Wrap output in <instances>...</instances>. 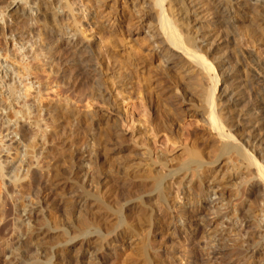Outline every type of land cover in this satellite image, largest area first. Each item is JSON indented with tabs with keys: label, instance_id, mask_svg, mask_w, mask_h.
Instances as JSON below:
<instances>
[{
	"label": "bare ground",
	"instance_id": "obj_1",
	"mask_svg": "<svg viewBox=\"0 0 264 264\" xmlns=\"http://www.w3.org/2000/svg\"><path fill=\"white\" fill-rule=\"evenodd\" d=\"M10 1L11 4H6V8L8 7L14 11L22 9V15L28 17L25 30L18 34L21 36L25 35V37L28 38L27 43L32 40L34 43L32 45L36 46V44L39 43L37 44V49H33V51L37 50L39 53H36L34 56L28 53L32 57L28 55L24 61H22L20 56V59H17L11 54L5 55V53L1 55L0 53V58L2 59L0 60V128L3 127L2 123H4V121L2 122L4 119L1 115V110H7L5 107L8 105V103H5L6 97H4L3 93H6V96L7 93H9V95L14 98V102L12 103V105L14 104V108L11 107L14 110L12 109V111L10 109V111H12L11 117L9 116L10 112L7 111L11 119L15 118L16 121L18 119L19 121L23 119V122H27L28 120L31 121V112H33L31 110L32 107L33 110L37 108L38 112H40L41 108L45 107L47 110L45 113L51 118V122H57L59 119L62 120V118H65L67 115L69 133L71 130L70 127L75 131L76 128H80V124L82 123L84 126L81 125V127L84 128L80 129H84L85 131L83 130V132L78 133L79 131L76 129V135L72 134L76 136V138L78 135V139L74 140H78L80 143L77 141L78 147L68 153L66 151L68 148L66 150L64 148L67 141H64L60 137L61 139L57 142H59V145L60 142L62 144L60 146H57V144L55 145L56 148L54 146H52V148L56 150L59 149L61 155L58 153L59 155H56L58 158L54 156L55 159L50 158L48 161L46 158L51 155L45 154L46 149L44 150L42 146H44L46 140L54 135L47 134V125H40L37 118H35L36 120L32 119L30 122L28 138L29 135L32 134V129H35V131H33V135H30L32 137H30L31 139L27 144L23 145L24 148L21 151L22 156L16 159L18 162L17 169L19 168V170L15 172V175H13L14 177L9 181L10 187L12 188L11 193L9 192V196L12 201L15 216L12 220L13 226H11L13 229L11 228V233L8 236L4 234L7 232L3 231V234L0 233V264H14L17 259L18 261L21 259L20 261L23 264H111L114 262L115 258L109 261V259L113 257V251L104 249L101 252L100 250H96L98 248L94 249V247L92 249L90 247L91 236H95L96 239L101 236L104 238V236L97 226L100 219L98 220V217L96 218V214L94 216L93 212V210L100 209V205H97L99 199L97 198L98 196L96 197V194H94L95 192L93 193L94 190L91 191L88 188L94 183L93 181H96V184L100 186L108 184V179L106 180L108 177H106L107 175L104 177L101 170L99 173H94L98 170L97 167L103 160V150L105 151L104 147H107V145L105 146V142H107L105 138L110 139L112 137L111 139L113 141L118 140L116 139L117 136L119 140L129 138L133 136L137 130L140 133L143 127H146V130L148 129V143L151 145L149 150H145V157H147L148 160H152V162L148 161L147 167L150 172L157 168L160 170V174L156 173L154 174L155 176L152 175L151 181H153L152 185L155 187L152 185L151 187H154V190L151 191L152 194H150V192L146 196L144 195V197L140 195L137 200H135L134 197H132L134 200L128 199L129 201H126L127 203L125 202L124 206L121 205L122 209L118 215L116 211L114 214H110L119 217L120 223L123 224V231L121 230L122 234L126 232L125 235L128 236L125 237V240L132 236H136L139 239L141 242L139 251L142 253L141 256L144 263H153L158 251L167 243L162 239L168 241L167 238L171 237L172 239L169 241L173 249V246H175L174 244L177 245L180 242V239L177 238L180 237L178 234L181 233L186 237L192 234V237L199 235V239L205 237V241L202 239L203 245L200 247V252L189 258L187 264H264V74H260V72L257 74L254 73L251 79L249 78L252 86H250V89H253L250 90L244 77L240 78V76L236 74L237 72H235L237 60L235 67L232 66L233 68L231 67L221 72L225 80L223 79V85L220 89L217 90L216 87L221 75V73L217 72V69L220 65L228 63L230 59L228 56L229 52L226 48L229 47L227 44L229 45L233 40L229 37V30L234 24V12L241 16L242 21H249L252 24H257L261 30L262 36H264V0H139L140 3H142H139V6L136 4V2L139 1L129 0L131 2V9L139 14L141 23L144 22L143 25L148 30L147 39L149 45L152 46V48L153 46L155 47L153 56L160 57L164 64H167L164 65V67L166 66V73H168L166 75L169 76L171 74V77H173L172 79L166 78L164 81L162 80L164 87L161 89L164 91L163 95L166 94L165 98L168 100V106L175 111V114L179 115L176 116L178 118L173 115V111H171L173 116H169V114L167 115L165 112L160 115V108L159 111L157 109L159 104H156L158 102L154 101V103L156 102L155 105L151 104V102L153 103V101H151L152 96L147 93L145 96V93H143L142 89L139 87L135 89L136 91H134L133 94L127 95L124 101L117 102L119 94L123 95L125 91L127 93V87L124 85L126 81L120 79L122 76L114 69L116 64L114 65V62L111 61L110 63L107 60L109 59L106 58L107 51L105 52L103 50L104 54H101L102 51L99 48L101 42H104V47H107L104 49L109 51L110 49H116L121 43V40L118 38L119 36H117L118 33L114 31V27L121 22L124 14L121 15L117 8H111V10L107 12L108 21L110 22L112 20V22L107 25H105L104 21L99 22V18L96 16L97 13H94V15L92 13L90 18L96 20L97 25L95 26L99 33V38L96 41L88 40L89 43H86L89 50L94 53L92 57L87 55L79 57L77 55L78 58L75 56L76 54H71V51L74 50H71V48L78 45V35L82 36L83 39L87 38L85 34L87 28L84 27L85 25L83 24L84 22L82 23V19H78L81 15L79 17L77 13H79V11L83 13L91 12V7L94 6L91 4L92 1L89 3V6L85 2L81 4L80 1L77 0ZM96 1L99 3L101 0ZM98 5L100 4H96V6ZM209 5L210 7L208 8L207 6ZM247 9H254L257 11V14L255 12L253 16L254 18L252 17L254 20H249V17L247 18ZM5 15V11L0 8L1 31L5 29L4 24L6 28L8 26ZM119 26L121 27L120 23ZM7 30L8 29L5 31ZM9 34L11 35L12 32H9ZM43 34L51 38V40L44 45L40 43V40L44 39L42 37ZM20 35L18 37H20ZM13 37V46L16 43L20 44V41H16L17 37L14 35ZM66 37L67 39H65ZM62 42L66 43L67 47L72 46L70 49L68 48L71 50L69 51L71 56L69 55L66 57L63 64L73 72L72 77L76 82H74V84L82 83L85 79H90L92 81L91 91L86 94L84 93V96L82 98L80 97L81 101H77L82 102L85 108L84 110L102 109L105 106L107 111L109 110V112L113 113L116 118L114 121L111 120V124H109L110 116L107 115L109 117H106L105 115L106 119L104 123H107V126L109 124V126L104 132V138L101 136L102 131H99L100 127H98L102 119H98L94 122L92 121L93 118L89 120L90 115L88 113L89 116H87L86 113L83 114V112L79 114L78 111L76 114L79 115H75L76 117L73 118L74 115L71 111L73 108L70 109V106H68L69 103L67 104L66 101H61L62 98L59 97L60 94L57 93L52 85H48V83L41 86L38 85L39 83L37 84L38 86L34 85L35 81L33 82L31 77L33 73L35 74V67L39 66V60L43 58L42 66H47L46 68L49 69V71L44 69L45 72H52L53 67L55 68L54 65L58 62L53 57L54 48L61 45ZM81 47L78 49H81ZM21 48H24V46ZM76 49L77 48H75V50ZM222 49L225 50L222 51ZM17 51H21V49ZM128 53L130 54V52ZM209 54H214V58H210ZM132 55L133 54H131V56ZM24 56L23 54V57ZM131 56L129 55V57ZM107 57H109V53ZM129 57H126L128 61L127 64L136 68H134V72H137V69L141 72L140 69L143 67L142 64L145 62L146 58L138 57V54H135V56L133 55L131 58ZM61 61L59 63H61ZM63 69L64 68H62V70ZM169 71L172 72L170 73ZM164 73L165 72H163V74ZM131 74H133V72ZM159 83L156 82L154 87ZM115 85L116 87H121L122 93H115L113 89ZM253 87H255V90ZM3 90L7 92H3ZM95 93L96 95L98 94V96L99 94L106 96L104 100L108 101V105L101 103L100 100H98L99 98H96ZM193 97L199 99L200 108L192 102ZM152 98V100H154V97ZM197 98H195L194 101ZM51 107H53V109ZM63 114H65V116H63ZM193 118H195L194 121H192ZM154 120L156 121L152 125V121L154 122ZM9 121L12 120H8L7 128ZM17 125L20 128L21 123L18 122ZM65 125L67 126L66 123ZM200 125L204 126L207 133L198 136L195 131ZM96 127L98 128V132ZM4 129L5 132L9 133L10 129L9 131H7L8 129L6 130V128ZM91 129H93V131L95 129L94 135H97V137L99 136V138L96 137L98 141H95L93 147L83 148L84 144H87V141L90 140L88 135L90 134L91 136V132H93L90 131ZM63 131L65 130L59 132L65 137L64 133L66 131L64 133ZM11 132H13V130ZM2 134L0 129V152H2L4 148H8L12 143V139L14 140L13 136L9 137L10 135H7L10 142L9 144L6 143L5 146V143H3L5 138ZM184 134L188 135L186 138L188 142L186 143L182 141ZM69 135L66 138L67 140H69ZM71 138L73 139V137H70V139ZM96 138L95 140H97ZM54 139L51 138V140ZM18 142L19 141L15 143L16 145L14 147L19 145ZM12 144L14 145V143ZM106 144H108V142ZM206 148H210L209 152L207 149V153L204 151ZM172 151H178L185 157V159L183 158V160L180 161V166H178L180 168L176 167V169L168 166L169 163L172 162V159H168L167 157L169 152ZM16 152H18L17 149ZM16 152L11 153L8 149L5 153L6 157L2 160L0 159V190L2 180L5 176L3 163H6L9 158H13ZM55 153L56 152H54V154ZM47 155L48 157H46ZM211 155L213 156L212 159ZM84 160L87 162L85 165H83ZM59 162H61V166L65 167L64 170L66 172L63 173L65 174L64 180L72 179L74 181V178L76 179L77 177V180L74 181L75 185L73 184L76 189L67 194L61 193L63 190L67 189V186L64 185L65 182L62 180V171L56 170L55 168ZM226 164L231 165L232 170L238 171V169L241 168L242 174L249 176L248 182L246 183L247 185H245L246 192L253 197L254 201L253 206H250L252 205L250 203L247 204L246 207L243 205V208H245L243 214L246 213V215L242 216L237 213L236 216L234 215V219L225 218L227 215L229 216V211L224 206V203H221L219 200V194L217 195V192H215V187H217V185H215L216 175L219 176L220 180H223L227 170H230L228 169V165L226 166L227 168L225 167L224 169ZM140 166L138 168L139 170ZM158 170L156 171L158 172ZM134 172L135 171H133L132 174H134ZM139 173L135 174L138 175ZM141 175L139 176L140 178L144 177L143 175L141 177ZM159 175H161V177ZM149 176L151 177V175ZM149 176L146 175L145 177ZM127 178L128 177L125 179ZM112 181L113 180H111V182ZM111 182L109 184H111ZM123 182L125 184V180H123ZM143 182L141 181V183ZM126 183V186L131 188V180ZM146 183L147 182H145V184ZM99 188L98 186L96 193ZM106 191L107 190H105V192ZM132 191L130 190V192ZM0 195H2L1 191ZM152 199L156 201V203L153 206H149L147 202ZM181 200L183 201L182 204L180 203ZM99 202H101L100 204L103 203L101 200H99ZM3 207L4 202L2 196H0V221L3 220L4 216ZM43 209H50V211L61 210L66 214V218L63 220L64 223L61 225L62 227L59 225L62 235H64V233L67 234L70 229L77 228L81 230L80 232L76 229L78 233L83 236L80 242V247H83L74 255H61V252L56 255L55 252H50V255H45L43 253L37 255V257L32 256L30 257L32 259L28 260H25V258L21 256L20 249H25L39 239L54 234L53 230L58 229L56 223V227L55 225L50 226L49 224L44 227L34 226L32 216L39 215V213L43 212ZM203 211L206 212L204 216H201ZM76 212L80 214L77 213L74 215ZM235 213L236 210L234 209L233 214ZM199 215L201 217H199ZM108 216L109 215H106V217ZM133 219H136V221H133ZM250 220L252 224L247 228L246 221ZM174 221L179 222L178 227L174 225ZM76 223H79L80 226L79 224L76 226ZM81 225H83V227L87 226L89 230L83 231L84 228ZM218 228L221 231L216 233V229ZM233 231H235V233L232 236L231 232ZM80 236L81 235H79V237ZM228 240L230 242H235L233 245L238 244L237 247H239V250L236 252L237 254L230 253L226 250L229 245V242L227 243ZM153 242H157L158 246H152L151 243ZM7 253L10 255L13 254L14 257H6ZM168 255L171 254L169 253ZM20 256L23 259L20 258ZM153 264H155V262Z\"/></svg>",
	"mask_w": 264,
	"mask_h": 264
},
{
	"label": "rangeland",
	"instance_id": "obj_2",
	"mask_svg": "<svg viewBox=\"0 0 264 264\" xmlns=\"http://www.w3.org/2000/svg\"><path fill=\"white\" fill-rule=\"evenodd\" d=\"M77 1H80L81 4H84V2H85L88 6H89V3H91V1H92L91 4L94 5L93 7H91V10H90L91 12H89V13L87 12L89 15L87 13H83V12H80V11H79V13H77V16L80 17V15H81V17L78 18V19H82L81 21H82V23L84 22L83 23L85 25L84 27L87 28V30L85 32V34L87 35V38L83 39L82 36L78 35V45H76V47H74V48L72 46H71L72 48L71 47H67L66 43H64V42H62L61 45H59L58 47H55L54 48V50H55L54 52L55 53L53 52V57L58 62H56V64L54 65L55 68L53 67V71L52 72H47V71H49V69L46 68L47 66H42L43 65V63H42L43 62V58H41V60H39V62H38L39 66L35 67V69H34L35 70L34 71L35 74L33 73L32 77H31L33 82L35 81L34 85L36 86L38 83H39L38 84L39 86L47 84V83H48V85L49 84L52 85L56 89L57 93L60 94L59 97L62 98V99L60 98L61 101L62 102L66 101L67 104L69 103V105H68V106H70L69 108L70 109L73 108V110H71L73 112V115H74L73 118L78 116L79 114H81L83 112V114L86 113L87 116L90 115L89 120H92V118H93L92 121H94V122L96 120H98V119H102L101 123L98 125V127H100L99 131H102V133L101 132L100 133H101L102 138H104L105 137V133L104 132L107 130L109 124H111V120L114 121L116 118L114 117L113 113L109 112V110L107 111V108L105 106L102 109H94V110L86 109L88 111L84 110L85 109L84 105L82 104V102H80L81 101L80 99L84 96V93L86 94L89 91H91V89H92L91 88L92 81L90 79H88V80L85 79V81L83 80L84 82H82V80H81L82 83L74 84L75 81L73 80V77H72V73L73 72L69 68H67V66H65L63 63L65 62L64 59H66V57H68L69 55L71 56V54L72 55L76 54L75 55L76 57H78V56L81 57L82 55H84V56L87 55V56L92 57V55L94 53H93V51L89 50V48L87 47L86 43H89V41H91V40L96 41L99 38L98 37L99 33L97 32L96 26H95V25H97L96 20H92L90 18L92 16V13H93V15H94V13L95 14L97 13L96 16L99 18V22H101V21L103 22L104 21L105 25H107V24L112 22V20L110 22L108 21L107 12L109 10H111V8H117V10H119L118 12L121 15L124 14L123 15L124 17L122 16L123 19L121 20V22H119L121 27L119 26V23L117 24V26L114 27V31L116 33H118L117 36H119L118 38H119V40H121L120 41L121 43L119 44V46L116 49H110V51L104 49V48H107L106 46L104 47V45H105V44H103L104 42L103 43L101 42L100 45H99V48L102 51L101 54H104L103 52L107 51L106 53H107V56H108V53H109V57L106 56V58H109L110 60L109 59H107V60L110 63H111V61L114 62V65L116 64V66H114V69H116V71H118L119 75H121L123 77L122 78L120 76L121 77L120 79H122L123 81H126V82H124V85L127 88L125 86L124 87L126 88L127 93L125 91L124 92L125 94H123V95L119 94L118 97H117L118 98L117 102L119 103L121 101H124V99L127 97V95L133 94L134 91H136L135 89H138V87H139V88L142 89V92L145 93V96H146V93H147V94H150V96L154 97V100H152L153 98L151 97V101H153V103L151 102V104L155 105V103L158 102L156 104L157 105L159 104V107H157V109L159 111V108H160V111H161V113L159 112L160 115L164 114V112H165L167 115L169 114V116H171L172 115L171 111H173V113L175 111L172 110L170 106H168L169 105V104H167L168 100H167V98H165L166 94L163 95L164 91L161 88L164 87V84H162V80L164 81L166 78H168V79L171 78L172 79L173 77H171V74L169 76L166 75L168 73H166V66L164 67V65H167V64L166 63L164 64V62L161 60L160 57H154L153 56V54H154L153 51H154L155 47L153 46V48H152V46L149 45V41L147 39L148 30H147V28L144 27V25H143L144 22L141 23V20L139 18V14H137V12H135V10L131 9V7H130L131 6V4H130L131 2L129 0H125V1L124 0H103V1L101 0V1H99V3L96 0H77ZM136 1H139V0H136ZM139 3H140V1L136 2V4H138L137 6L142 4V3H140V4ZM6 4L10 5L11 1L10 0H0V8H1V10L3 9V11H5V14H6L5 15V17H6L5 20L7 21V24H8L7 28H6L5 24H4V28L5 29L3 28L4 29V30L2 29L3 31L0 30V53H1V55H4L5 53H6L5 55L11 54V55L15 56L17 59L21 58L22 61H24L25 58H27V56L29 54H32V56H34V55H36V53H39V51L37 52V50L33 51V49H35V48L37 49V44H39V43H37L36 46L32 45V44H34L32 42L33 40L32 41H28V43H27V39L28 38L25 37V35L21 36L20 34H18V33H21V32H23L25 30V28L27 26L26 24L28 22V20H27L28 17L26 15H22V11H21L22 9L21 10L18 9L17 11H14L13 9H9L8 7L6 8V6H7ZM96 4H100V5L96 6ZM4 6H5V8H4ZM207 7L209 8L210 5L207 6ZM251 10L252 9H247V11H246L247 13L246 12L245 13H246L247 18L249 17L248 18L249 20H254L253 16L255 15V12L257 14V11H255L254 9L252 11ZM23 11H24V9H23ZM11 12H12V14H11ZM234 14H235V18L233 19L234 20V24L230 27V30H229L230 31L229 32V37L231 39H233V40H232V42L229 43V45L227 44V46H229V47L226 48L228 50V52H229L228 56L230 57V59L228 60V63L220 65L218 67V69H217L218 70L217 72L221 73V72H223V70H228L232 66L235 67L236 61L238 60L237 64H236V68H235L236 71L235 72H237L236 74L239 75L240 78L244 77L245 82L248 83L249 89H250L252 87L251 83H250V79L254 75V73L257 74V73L260 72V74H264V36H262L261 30H260L259 26H257V24H254V23L252 24L248 20H247L248 22H244V21L241 20V16L239 14H237L236 12H234ZM11 27H12V30H11ZM118 27H119V29H118ZM6 29H8L9 32H12V34L10 35L8 30L5 31ZM13 35L15 37H17L16 41H20V44L16 43L13 46V44H12V39H14ZM19 35H20V37H18ZM42 37L44 39H42ZM42 37H41L42 40H40L41 41L40 43L43 44V45L47 44V42H49V40H51V38L46 36L45 34H43ZM120 38H122V39H120ZM65 39H67V37ZM82 44H83V46H82ZM22 46H24V48H21ZM80 47H81V49H78ZM57 48H58V50H57ZM62 48H64V49H62ZM68 48L69 49L71 48V50H73V49L74 50L71 51ZM75 48H77V49L75 50ZM139 48H141V49H139ZM19 49H21V51H17ZM27 50H28V52H27ZM224 50L225 49H222V51H224ZM69 51H71V54H69L70 53ZM22 52L25 55L24 57H23ZM128 52H130V54ZM106 53H105V55H106ZM79 54H81V55H79ZM128 54L130 56H131V54H133L134 56H135V54H138V57H143L144 59L145 58L147 59V60L145 59L146 64H145V62L142 64L143 67H141V69H140L141 72L139 71V69H137V72H134L135 71L134 70L135 67H132L130 64H127V62H128L127 58L129 57ZM19 56H20V58H19ZM29 56H31V55H29ZM31 57H29V58H31ZM131 57H129V58H131ZM209 57L213 59L214 58V54H209ZM39 58H40V56H39ZM0 60H2V59L0 58ZM60 61H61V63H59ZM148 61H150V62H148ZM128 65H130V66H128ZM155 65H156V67H155ZM57 66H59V67H57ZM144 66H147L148 68L144 67ZM60 67H61V69H60ZM116 67H118V68H116ZM62 68H64V69L62 70ZM44 69L47 70V71L45 72ZM152 69H153V71H152ZM132 72H133V74H131ZM163 72H165V73L163 74ZM47 73H49V74H47ZM130 75L131 76L133 75V76L131 77ZM159 78H161V79H159ZM219 78H220V80L218 81V84L216 86L217 90L221 88V86L223 85L222 82L225 80L224 76L222 75V73H221ZM158 80L161 83H159ZM156 82L159 83V84H156V86L154 87ZM141 83H142V85H141ZM154 88H155V90H154ZM253 88L255 90V87H253ZM113 89H114L115 93L121 92V87L120 88L116 87V85L114 86ZM250 90H253V89H250ZM3 92H7V91L3 90ZM149 92H151V93H149ZM249 92H252V91H249ZM3 95H4V97H6V102L5 103H8V105L5 107L7 110L2 109L4 112L1 110V115L3 116V119H4V120H2V122L4 121V123L1 122L3 124L2 125L3 127L0 128L2 133H3L2 135H4V138H5L3 143H5V146H6V143L9 144L10 141L8 140L9 139L8 136L10 135L9 137L13 136V138H14V140L12 139V143H14V145L11 143L10 146H8V148H4V150L2 152H0V159L2 160L3 158L6 157L5 153L7 152L8 149L11 151V153H15L16 149L18 151V152H16V155L13 156V158H11V159L9 158V159H7L8 161L6 163L5 162L3 163L4 164V175L5 176H4V179L2 180V185H1V190H0L2 195H0V196H2V199H3V202H4V207H3L4 208V213H3L4 216H3V220L0 221V224L2 223L0 225V233L3 234V231L7 232V233H4V234L6 236H8L11 233L10 231L13 229L12 220H13V218L15 216V213H14V210H13V206H12V201H11V198L9 196L10 195L9 192L11 193V191H12V188L10 187L9 181H10L11 178L14 177L13 175H15V172L19 170V168L17 169V167H18L17 163L18 162H17L16 159L18 157L22 156L21 151L24 148L23 145L27 144V142L31 139L30 137H32L30 135H33V131H35V129L34 130L32 129V134H30L29 138H28V132L30 131V128H29L30 126L29 125H30V122L32 121V119L37 118V120H38L40 125H43V126L47 125L46 133L54 135L53 137H51L52 139L55 138L54 140H51V138H49V139L47 138L48 140H46V143L44 144V146H42V147H44V150L46 149L45 150L46 151L45 154H48L49 156L51 155L50 157H48V155L46 156V157L49 158V159L46 158V160H48V161L50 160V158L51 159H55V157L58 158L57 156L59 154L61 155V153L59 152V149L58 150L55 149L56 148L55 145H57L59 143L57 141H59L61 138L64 141L65 140L67 141L65 143V146L63 145L65 150L68 148L66 150L67 153L78 147L77 144L80 143V141L74 140V139H78V135H77V138H76V136H73V135L74 134L76 135L75 131H77V130L79 131L78 133L83 132L84 129L81 130L80 128H84V127H81V125L84 126V124L83 123L80 124V128L79 129L76 128L77 130L75 129V131H74V129L72 130V128L70 127V129L74 133L71 130H70V133H69V124L67 123L68 122L67 121V119H68L67 115L65 116V114H63V116H65V118H62V120L59 119L58 120L59 122L58 121L57 122H51L52 121L51 118L48 116V114L45 113L47 111L45 109V107L41 108L40 112L37 111V108L35 110H33V107H32L31 110L34 113L31 112V121L28 120L27 122H23V119H21V121H19V119L16 121L15 118H12V119L10 118L11 117V112L14 110L13 109L14 108L13 107L14 104L12 105V103L14 102V98L12 96H10L9 93H7V96H6V93H3ZM95 95H96V93H95ZM105 97L106 96H102V94H99V96H98V94L96 95V98L97 99L99 98L98 100H100L101 103H103L104 105L105 104L108 105V101L104 100ZM195 98H197V97H195ZM195 98L193 97V99H192L193 101L192 102L196 106H199L198 108H200V104H199V101H198L199 99L197 98L194 101ZM7 100H8V102H7ZM77 100H80V101L78 102ZM9 101L11 102V104H10ZM154 101H156V102L154 103ZM159 102H161V103H159ZM163 103L164 104L166 103V104L164 105ZM8 106H9V108H8ZM11 107H13V108H11ZM51 108L53 109V107H51ZM95 108H97V107H95ZM10 109L11 110L13 109V110L10 111ZM7 111L10 112V113L8 112L10 114L9 115L10 117L8 116ZM77 111L79 112V114H76V113H78ZM90 111L92 112L93 115L91 114ZM40 113H41V115H40ZM105 115H106V117L110 116V118H111V119L109 118L110 123L108 124V126L106 125L107 123L106 124L104 123L105 122L104 120L106 119ZM107 115H109V116H107ZM173 115L175 117L179 116L178 114H175V113ZM8 118L10 120H12V121H9V125H8V128H7V122L9 120ZM176 118H178V117H176ZM63 120H64V122H63ZM194 120H195V118L192 119V121H194ZM155 121L156 120H154V122L152 121V125H153V123H155ZM14 122L15 123L17 122V123L15 124ZM18 122L21 123L20 128L17 125ZM22 123H23V125H22ZM53 123H55V124H53ZM56 123H59V124H56ZM65 123L67 124V126L65 125ZM193 124H195V123H193ZM16 126H17V128H16ZM63 126H64V129H63ZM4 128H6V130L8 129L7 131H9V129H10V131H9L10 134L8 132H5ZM58 128H59V130H58ZM61 128H62V130L66 131V132L63 131V133L65 132L64 133L65 137L63 136V134H60L62 132ZM52 129H54L55 131L52 130ZM141 129L143 131L141 130V132L139 133L138 130H137V132L133 136H131L132 138L129 137V138H123V139L119 140V138H117L118 137L117 136L116 139H118L117 140L118 142L115 141V140L113 141L111 139L112 137L110 139L105 138L106 139L105 141L108 142V144H106L107 142H105V146L107 145L108 148L104 147L105 151L103 150V155H104L103 156V160L100 162V165L97 167V169L99 171L98 170L97 171L94 170V171H96L94 173H99L100 170H101L104 177L107 175L106 177H108V178H106V180L108 179L107 180L108 184L100 186L99 184H96V181H93L95 184L92 183V185H90L89 188H88L91 191L94 190L93 193L95 192L94 194H96V197L98 196L97 198L104 203V204L103 203L100 204L101 202H99V200H98V202H97L98 204L97 205H100V209L99 210H95L96 212L93 210L94 216L96 214L95 217L96 218L98 217L97 218L98 220L100 219L99 223H97V226L99 227L100 231L103 233L104 238L101 236V237L96 239L95 236L94 237L91 236V238H90V245L91 246L90 247L92 249L94 247H95L94 249L98 248L96 250H100L101 252L104 249H109V251H113V257L111 259H109V261L110 260L112 261L114 258H115V260L111 264H145L144 260H143V258L141 256L142 253H140V251H139V249L141 247V242L139 241V239L136 236H132V237L128 238L127 240H125L126 239L125 237H128V236L125 235L126 232L122 234V231H123V227L122 226H123V224L120 223L119 217H116V215L113 216L112 214H110V213L114 214V212L116 211V214L118 215V213H120V211L122 209V206L125 205V202L129 201L128 199L134 200V198H135V200H137V199H139L140 195H141V197H142V195L144 197V195L146 196L151 191H153L155 186L152 185V183H153V181H151L152 180V175L155 176L154 174H156V173L160 174V170H158V168L156 169V170H158V172L156 170H153V171L151 170V172H150L148 167H147V163H149L148 161L152 162L151 159L148 160V158L145 157V150L147 151V150H149V148H151V145L148 143L149 142V138H148L149 132H147L148 129L146 130V127H143ZM12 130H13V132H11ZM59 131H61V132H59ZM90 131H93V129H91ZM94 131H95V129H94ZM94 131L91 132V136H90V134L88 135L90 140L87 141V144L86 143L84 144L83 148L93 147L95 145L94 144L95 141L96 142L98 141L97 138H99V136L98 137H97V135L95 136L94 135V133H95ZM97 132H98V128H97ZM195 133H196V135L200 136L201 134H206L207 131L205 130L204 126L200 125V127L196 129ZM173 134H174V132H173ZM68 135H69V138H68L69 140L66 139L68 137ZM70 137H73V139L72 138L70 139ZM187 137H188V135L184 134V136L182 137L183 143L188 142L186 140ZM95 138L97 140H95ZM17 141H19L18 142L19 145L14 147L16 145L15 143ZM74 141H76V142H74ZM77 141H78V143H77ZM61 144L62 143L60 142V145ZM71 144L74 145V146H72ZM60 145L58 144L57 146H60ZM52 146H54L55 148H52ZM69 146L71 147V149H70ZM0 148H1V145H0ZM39 149H41V148H39ZM207 149H208V152L210 151V148H206V150H204L206 153H207ZM54 152H56V153L54 154ZM206 153H205V155L207 156ZM52 154H54V155H52ZM167 158L168 159H172V162L169 163L168 166L173 167V168H176V167L180 166V161H182L183 158L185 159L184 155L182 156L180 154V152H178V151L169 152ZM212 158H213V156L211 155V159ZM24 159H25V155H24ZM85 164H87L86 160L83 161V165H85ZM61 165H62L61 162H59V164H57V166H55V168H56V170L58 169V170L62 171V173H61L62 174V180H63V182H65L64 185L67 186V189L63 190V192H61V193L62 194H67L68 192L73 191V190L76 189V187L73 186V184L75 183L74 181L77 180V177H76V179L74 178V181L72 179L71 180L70 179L64 180V175L65 174H63V173H65L66 171L64 170L65 167H63ZM227 165L228 164H226L224 166V169H225V167ZM59 166H60V169H59ZM139 166H140V170L138 169ZM143 167H146V168H143ZM178 168H180V167H178ZM228 169H230V170H227V172L225 173V178H224L225 180L224 179L220 180L219 176L216 175L217 176V177L215 176L216 177V179H215V183L216 184L215 183L214 184L217 185V187H215V192H217V195L219 194V200L221 201V203H224V206L229 211V216L227 215L225 218L226 219H228V218L234 219L237 213L241 214L242 216L246 215V213L243 214L244 211H245V208H243V207L244 206L246 207L247 204H249V203L252 204L250 206H253L254 201H253V197H251V195L247 194L248 192H246V186L245 185H247L246 183L248 182L249 176H245L246 174H242L241 168L238 169V171L237 170H232L231 169V165H228ZM133 171H135L134 174H132ZM138 171L144 177H142V175ZM163 171H165V170H163ZM135 173H139V174L137 175ZM130 174H131V176H130ZM127 175H129V176H127ZM140 175H141L142 178L139 177ZM146 175H148V176L151 175V177L150 176L149 177H145ZM159 176L161 177V175H159ZM109 177H111V178H109ZM126 177H128V178L125 179ZM111 180H113L112 181L113 183L111 182ZM123 180H125V184H124ZM130 180L132 182V186H131V188H128L126 186L127 185L126 182H128V181L130 182ZM141 181L142 182L144 181V182L141 183ZM110 182H111V184H109ZM145 182H147V183L145 184ZM123 184H124V186H123ZM151 185L154 186V187H151ZM3 186L7 187V188H4ZM70 186H71V189H70ZM98 186L101 189L99 188L98 192L96 193ZM2 189H3V191H2ZM127 189H130L131 191L132 190L133 191L130 192V190H127ZM105 190H107V191L105 192ZM124 190H125V192H124ZM150 194H152V192ZM217 195H216V197H217ZM132 197H134V198H132ZM147 203H148L149 206H153L156 203V201H154L152 199V200H148ZM180 203L182 204L183 201L181 200ZM101 205H104V206H101ZM234 209L236 210L235 214H233V210ZM205 212L206 211H203L201 216H204ZM77 213L78 212H76L74 215H76ZM78 214H80V213H78ZM105 214L109 215V216L106 217ZM39 215L32 216L34 226H36V227H38V226L44 227L45 225L47 226V224H49L50 226H53L56 223V225L58 226L57 227L58 229H54L53 230L54 234L48 235V236H46L44 238H41L38 241L34 242L29 247H26L27 249L26 248L25 249L24 248L20 249V254H21V256L23 258H25V260L32 259L30 257H32V256L37 257V255L43 254V253L45 255H47V254L50 255L51 254L50 252H55L56 255L60 254V252H61V255L65 254V255L71 256V255H74L79 249H81L83 247V246L80 247V242H81V239H82L83 236H82V234L78 233V231L81 232V230H78L77 228H74L72 230L71 229L68 230L67 234L66 233H64V235L61 234L62 233L60 231L61 228H59V227L62 225V223H64L63 220L66 218V214H64V212H62L61 210H59V211L51 210L50 211V209L49 210L48 209H43V212L39 213ZM104 215H105V217H104ZM230 215H232V216H230ZM112 216H113V219H112ZM201 216L199 215V217H201ZM54 219H56V220H54ZM134 220L136 221V219H133V221ZM52 222H54V223H52ZM37 223H38V225H37ZM243 223H244V221H243ZM78 224L76 223L75 225L77 226ZM251 224H252L251 220L250 221H246V227L247 228H249ZM56 225H55V227H56ZM174 225H176L178 227L179 226V222L174 221ZM79 226H80V224H79ZM81 226L83 227V225H81ZM82 227H81V229H82ZM83 228H84L83 231H85V230L88 231L89 230V229H87V226L83 227ZM216 230H217L216 233H219L221 231L219 228L216 229ZM234 233H235V231L231 232V235L233 236ZM79 235H81V236L79 237ZM178 235L180 237L177 238V239H180V242L177 245L174 244L175 246H173V249H172V246H171V242L169 241V240L172 239L171 237L167 238L168 241H166V239H162L164 242H167V243H165L163 245V247H162L163 250L160 249L158 251V254L154 258L153 263L155 262V264H187V262H188L187 260L189 258L193 257L195 254L200 252V249H201L200 247L203 245V240L205 241V237H202L201 239H199L198 238L199 235H195L194 237H192L193 234L192 235H188L187 237L184 236L181 233H179ZM64 241H66V242H64ZM228 242H229V245L227 246L228 249L226 248V250L228 252H230V253L232 252L234 254H237L236 252L239 250L238 249L239 247H237L238 244L237 245H233V244H235V242H230L229 240L227 241V243ZM151 245L154 246V247H157L158 243L157 242H153V243H151ZM62 247H64V248H62ZM101 247H102V250H101ZM121 248H123V249H121ZM62 249H63L64 252L62 251ZM168 252L172 256L168 255L169 254ZM21 256H20V258H22ZM177 256H178V258H177ZM235 256H237V255H235ZM6 257H8V258L12 257L13 258L14 256H13V254L10 255V254L7 253ZM15 260H16V258H15ZM20 260L18 261V259H17L16 263H14V264H23V263H21Z\"/></svg>",
	"mask_w": 264,
	"mask_h": 264
}]
</instances>
